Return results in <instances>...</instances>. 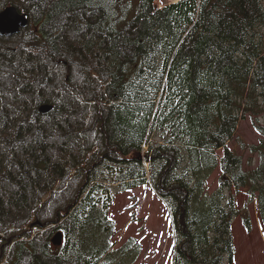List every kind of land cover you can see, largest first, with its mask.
I'll return each instance as SVG.
<instances>
[{
	"label": "trees",
	"instance_id": "trees-1",
	"mask_svg": "<svg viewBox=\"0 0 264 264\" xmlns=\"http://www.w3.org/2000/svg\"><path fill=\"white\" fill-rule=\"evenodd\" d=\"M157 1L0 0L29 19L0 37V264H135L137 239L114 249L112 185L166 203L173 264L233 261L239 190L264 232V0ZM246 116L251 169L229 146Z\"/></svg>",
	"mask_w": 264,
	"mask_h": 264
},
{
	"label": "rangeland",
	"instance_id": "rangeland-1",
	"mask_svg": "<svg viewBox=\"0 0 264 264\" xmlns=\"http://www.w3.org/2000/svg\"><path fill=\"white\" fill-rule=\"evenodd\" d=\"M159 1V6H161L175 0ZM48 85L55 86V82L50 80ZM251 118L246 116L240 121L234 136L229 141V146L243 155L245 169L255 167L246 168V162L251 158L256 163L257 156L256 154L251 155L246 148L242 147V144L257 145L262 139L251 124ZM261 122L264 123V118L261 119ZM152 139L157 140L151 132L148 142ZM147 147L148 143L146 142L143 150L145 151ZM56 175L60 178L65 177L62 171ZM218 175L219 170L211 173L207 183L209 191L217 187ZM71 187L72 185L69 186L68 182L64 187L57 189V192L51 196L52 203L69 202L73 197ZM110 190L113 202L109 209V217L114 222L116 229L114 249L121 246L128 238H135L139 240L142 247V254L139 257L141 260L138 259L135 264H173L175 237L170 212L163 200L154 192L152 186L147 184L136 189L123 190L112 185ZM41 192L42 197L47 195L45 190L43 192V188ZM235 195L240 216L234 217L232 221L234 257L230 264H264V232L259 221L257 201L243 190H239ZM244 216L249 218L248 225L242 219ZM53 226L55 224L49 225L46 229ZM3 248L4 245L0 246V251Z\"/></svg>",
	"mask_w": 264,
	"mask_h": 264
},
{
	"label": "water",
	"instance_id": "water-1",
	"mask_svg": "<svg viewBox=\"0 0 264 264\" xmlns=\"http://www.w3.org/2000/svg\"><path fill=\"white\" fill-rule=\"evenodd\" d=\"M29 19L27 15L20 13L14 6H7L0 11V37H11L28 26ZM50 105H44L41 112H47ZM63 240L61 231H57L51 238L50 243L54 246H60Z\"/></svg>",
	"mask_w": 264,
	"mask_h": 264
},
{
	"label": "flooded vegetation",
	"instance_id": "flooded-vegetation-1",
	"mask_svg": "<svg viewBox=\"0 0 264 264\" xmlns=\"http://www.w3.org/2000/svg\"><path fill=\"white\" fill-rule=\"evenodd\" d=\"M27 27H28V26H27ZM27 27H26V28H27ZM24 29H25V28H24ZM24 29H21L20 32H21L22 30H24ZM20 32H19V33H20ZM19 33H18V34H19ZM16 35H17V34H16ZM13 36H15V35H13ZM11 37H12V36H11ZM8 38H9V37H8ZM44 103H45V104H48V103H46V102H44ZM45 104L41 103L40 106L38 105V110H39V107L42 108ZM41 105H42V106H41ZM41 108H40V110H41Z\"/></svg>",
	"mask_w": 264,
	"mask_h": 264
},
{
	"label": "crops",
	"instance_id": "crops-1",
	"mask_svg": "<svg viewBox=\"0 0 264 264\" xmlns=\"http://www.w3.org/2000/svg\"><path fill=\"white\" fill-rule=\"evenodd\" d=\"M141 260V258L139 259V261Z\"/></svg>",
	"mask_w": 264,
	"mask_h": 264
}]
</instances>
